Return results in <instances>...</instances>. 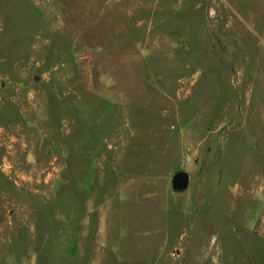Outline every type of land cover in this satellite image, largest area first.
Listing matches in <instances>:
<instances>
[{"label": "rangeland", "instance_id": "374dc122", "mask_svg": "<svg viewBox=\"0 0 264 264\" xmlns=\"http://www.w3.org/2000/svg\"><path fill=\"white\" fill-rule=\"evenodd\" d=\"M0 264H264V0H0Z\"/></svg>", "mask_w": 264, "mask_h": 264}, {"label": "water", "instance_id": "95a60500", "mask_svg": "<svg viewBox=\"0 0 264 264\" xmlns=\"http://www.w3.org/2000/svg\"><path fill=\"white\" fill-rule=\"evenodd\" d=\"M188 183H189V178H188V176H186L185 177V185H188Z\"/></svg>", "mask_w": 264, "mask_h": 264}]
</instances>
